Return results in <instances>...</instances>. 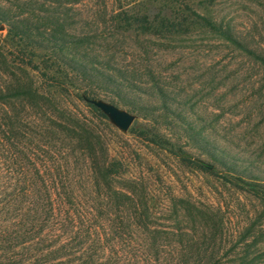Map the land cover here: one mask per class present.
Here are the masks:
<instances>
[{"label":"rangeland","instance_id":"obj_1","mask_svg":"<svg viewBox=\"0 0 264 264\" xmlns=\"http://www.w3.org/2000/svg\"><path fill=\"white\" fill-rule=\"evenodd\" d=\"M67 2L0 0V6L12 10L16 22L41 26L47 16L69 21L78 33L94 37L90 53L102 58L95 65L105 72L100 63L111 60L115 76L127 77L133 87L111 86L122 100L99 83L81 79L69 88L71 94L54 92L60 110L50 106L49 117L42 115L54 131H24L15 149L18 157L2 154L1 166L61 165L60 186L73 187L82 199L105 200V183L92 177L88 156L57 126L68 119L66 111L86 117L109 147L108 157L99 156L121 174L114 187L131 196L115 199L114 204L126 203L125 211L116 205L108 215L124 231L125 245L137 251V264H264V63L220 33L192 25L193 14L211 19L264 57V0H77L71 9ZM122 12L150 20L182 16L190 21L189 31L168 37L115 31L113 17ZM9 30L0 21V54L9 62L0 59V89L29 80L24 68L41 93L52 94L51 83L22 63L29 54L34 64L44 66L49 54L18 49ZM154 83L162 92L154 90ZM86 88L135 115L128 132L86 105L79 97ZM2 101L0 116L4 109L28 120L35 116L21 101ZM35 136L47 144L31 143ZM153 136L163 145L154 144ZM186 156L210 169L198 168ZM94 184H100L101 194L92 193ZM126 215L130 218L123 223L116 218ZM105 245L110 250L111 244ZM108 256L104 262L114 264Z\"/></svg>","mask_w":264,"mask_h":264},{"label":"trees","instance_id":"obj_2","mask_svg":"<svg viewBox=\"0 0 264 264\" xmlns=\"http://www.w3.org/2000/svg\"><path fill=\"white\" fill-rule=\"evenodd\" d=\"M67 1L66 7L73 8L77 5V0ZM11 14L12 10L0 6V21L8 25L11 43L18 49L22 48L24 52L30 50L31 52H28L35 54L36 50L42 49L49 54L47 59L44 57L42 60L44 66L34 64L36 61L33 62L29 54L25 55V58L30 61H25L24 58L22 63L40 72L51 83L52 94L41 93L24 68L22 69L29 76V80L20 79L8 89H0V101H21L24 111L28 108L35 111V116L29 120L21 114L10 115L6 109L0 116V264H110L104 262L107 255L108 260L115 259L114 264H137V251L134 252L125 245L124 231L119 232L116 220L109 219L108 215L116 205L118 211L121 206L125 211L126 203L114 204L115 199L122 196L131 200V196L127 191L114 187V181L121 174L115 165L108 163V159L99 156L101 152L108 157L109 147L86 117L67 114L66 111L63 113L68 119L56 124L71 138L77 147L76 150L88 156L92 177H101L105 183V200L96 197L82 199L73 187L67 189L65 185L60 186L59 183L63 179L61 165L43 167L35 164L32 168L20 170L4 169L1 166L2 154L7 152L12 160L18 157L15 149L18 144L23 143L20 135H27L24 131L29 129L43 134L54 131L42 117H49L50 106L60 110L54 92L71 94L69 88H74L75 83L81 79L93 84L99 83L102 90L122 100L120 93H114L111 86L121 87L125 82L128 87H133V81L120 73L115 76L117 69L111 66V60L100 63L107 69L105 72L98 68L95 64L102 58L90 53L93 43L91 39L94 37L84 32L78 33L76 26L69 21L47 16L42 18L45 23L35 26L28 20L16 22V18ZM192 17V25L204 26L220 33L226 41L243 48L264 63V57L243 46L231 29L219 26L211 19L198 14H193ZM180 18L171 19L159 15L150 20L146 15L122 12L113 17V22H116L115 31L168 37L189 31V19L182 16ZM54 19L56 21H53ZM0 59H3L4 64H9L7 57L2 54ZM72 76L77 79L74 80ZM153 86L156 92H162L157 83ZM79 97L86 102V98L100 99V93L86 88L84 94ZM86 105L105 117L94 105L88 102ZM33 138L35 140H31V143L47 144L43 137ZM151 140L154 144L163 145L158 136H153ZM187 157V161L194 163L198 168L210 169L205 167L202 160L192 161ZM92 187L93 194L103 192L100 184H94ZM116 218H121L123 223L124 220H129L130 216ZM119 237L122 239L121 243L117 241ZM105 244H111L110 250Z\"/></svg>","mask_w":264,"mask_h":264},{"label":"water","instance_id":"obj_3","mask_svg":"<svg viewBox=\"0 0 264 264\" xmlns=\"http://www.w3.org/2000/svg\"><path fill=\"white\" fill-rule=\"evenodd\" d=\"M86 102L94 105L101 112H103L122 132H128L136 119L134 114L102 99L86 98Z\"/></svg>","mask_w":264,"mask_h":264}]
</instances>
